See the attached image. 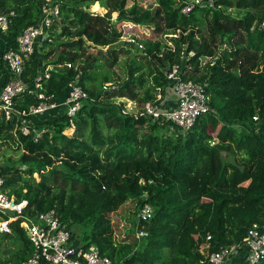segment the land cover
I'll return each mask as SVG.
<instances>
[{"label":"trees","instance_id":"1","mask_svg":"<svg viewBox=\"0 0 264 264\" xmlns=\"http://www.w3.org/2000/svg\"><path fill=\"white\" fill-rule=\"evenodd\" d=\"M52 1L60 4V18L39 48L54 46L43 54L54 66L47 90L63 101L68 83L78 80L95 100L85 99L72 121L63 105L32 117L47 128L39 139L0 115V145L9 142L21 151L20 164L0 172L3 189L16 202L28 200V215L55 209L84 246L95 244L116 264H202L207 253L232 245L240 252L225 264H251L245 239L254 223L264 225V0H213V6L188 14L182 0L152 6ZM43 2L0 0V9L14 12L4 34L8 49L18 48L23 29L38 22ZM95 2L107 13L90 12ZM93 7L104 11L98 3ZM120 23L148 26L146 45L124 40ZM133 45L143 56H133ZM40 51L25 61L27 81L43 67ZM144 61L154 67L151 77ZM175 64L184 80L205 85L212 107L189 130L113 101L124 97L142 106L156 98L157 86L164 92L171 84L166 72ZM2 72L7 75L4 66ZM38 102L26 96L18 105ZM129 200H136L135 228L126 231L130 240L117 241L112 214ZM146 204L152 207L149 218L141 215ZM22 220L10 222L12 232H0V264H22L31 255Z\"/></svg>","mask_w":264,"mask_h":264},{"label":"built area","instance_id":"2","mask_svg":"<svg viewBox=\"0 0 264 264\" xmlns=\"http://www.w3.org/2000/svg\"><path fill=\"white\" fill-rule=\"evenodd\" d=\"M183 13L188 14L196 6H213V0H182ZM14 12L6 13L0 9V37L9 30L10 15ZM60 18L59 2H49L42 5L40 19L37 23L28 25L17 37L18 48L6 47L3 50L2 62L7 67L10 75L5 84L0 89V115L7 121H15L17 128L23 134H30L35 131L36 139L42 137L47 132L46 126L39 127L33 122L32 117L43 116L51 110L65 106L66 114L72 118L79 111L85 99L90 97L78 80L68 83L67 94L63 101L53 92H48L47 82L51 78L54 66L41 67L39 73L32 80H25L22 75L25 71V61L41 47L45 41L50 40V30L54 23ZM259 26L264 28V22ZM176 34H170V36ZM129 41H134L131 39ZM141 48L143 43H139ZM189 55H194L191 51ZM0 62V73L2 68ZM68 68H73L72 62H67ZM166 77L171 83L165 87L164 92L161 86H157L156 98L145 102L139 106L137 111L128 110L135 114L151 117L152 119L164 118L183 130H189L196 120L206 113L212 111L209 96L206 93L205 85L193 80H184L182 69L179 64H175L166 72ZM107 88V85L104 86ZM175 92V103L171 92ZM26 96H34L39 102L29 106L21 107L19 102ZM158 101V102H157ZM170 102L168 105L167 103ZM137 106V103L134 104ZM257 116L254 119L257 120ZM216 138L211 139V144L216 143ZM5 180L0 175V232H12L10 222L23 218L22 226L29 233L33 251L22 264H116L112 258L101 252L95 245L86 247L80 238L75 236L67 226L60 221L55 209L39 212L34 215L26 214L28 200L22 199L16 202L14 197L8 195L3 189ZM14 204L11 205V202ZM15 211L11 215L8 211ZM144 218L152 215V207L146 204L141 211ZM145 235L140 231L138 236ZM210 235L207 236L209 240ZM246 258L251 264H255L264 259V225L254 223L245 239ZM208 246V245H207ZM237 245L221 247L220 249L207 253V261L202 264H225L233 255L240 252Z\"/></svg>","mask_w":264,"mask_h":264},{"label":"rangeland","instance_id":"3","mask_svg":"<svg viewBox=\"0 0 264 264\" xmlns=\"http://www.w3.org/2000/svg\"><path fill=\"white\" fill-rule=\"evenodd\" d=\"M40 1H43V0H40ZM52 0H45V2H43V4L45 3H49L51 2ZM135 1H139L142 5L144 6H149L150 4H154L156 0H128L127 4L128 5H132ZM96 3L99 4V6L101 8L104 9V11H95L93 8V5H95ZM152 6V5H150ZM90 12H95V13H99L101 15L107 13V9L103 6H101V3L100 2H95L94 4H92L90 6ZM233 14H237V10L233 9L231 10ZM246 12L245 10H241L240 11V14ZM118 15L117 12H114L113 13V18H116ZM121 27L123 26V30H124V33H125V37H124V40H131V39H135L136 41H138V43H143L144 45H146V43L148 42V37L147 35H150L152 32L150 31L151 29L147 26V27H144V26H138V25H133V24H130V23H120ZM119 25V26H120ZM60 31V27L58 26L57 28H55L54 32L57 33ZM2 38V37H1ZM88 43V42H87ZM169 43H171L169 41ZM54 47V46H52ZM52 47H46L44 51H40L39 52V55H40V58L42 60V64H43V67H49V66H53V64H47L46 63V58H43V54L44 52L46 51H49L51 50ZM131 51H132V54L133 56L136 55V54H140L141 56H143V51L140 50L138 48L137 45H133L131 47ZM56 55V54H55ZM55 55L51 56L48 60L50 59H53L55 58ZM127 57V56H126ZM142 58V57H141ZM127 59V58H126ZM133 59V58H132ZM47 60V61H48ZM129 61V59H128ZM124 62H125V59H122L120 61V67L122 65H124ZM143 65H146L144 68V72L146 73V75H149L148 77H151V74H152V71L151 69H153V65H152V68L150 66H148L147 64V61H144L143 62ZM124 69H122V73H123ZM151 73V74H150ZM4 76H5V72H4ZM150 79V78H148ZM151 81H153V79H150ZM127 100V98H124V97H118V98H114L113 101H117V102H124L125 103V107L128 109V110H131L132 111H137L138 109V105L135 106L134 104L136 103L135 101H132L130 100L131 102H125ZM129 100V99H128ZM158 102V101H157ZM73 127L71 129H67L65 132L68 134V135H71L73 133ZM0 143H1V140H0ZM21 155V151L17 150V147L15 145H11V143H4L2 145H0V172L1 171H5V170H9L11 168H14L16 165H19L20 163H18V159ZM35 177L37 180H39V175H36L35 174ZM135 204H136V200H129L127 201L126 203H124L117 211H115L113 214H112V221L114 223V226H115V237L117 239V241H121V239H126V240H130V238H128V235L126 233L127 229H134L135 228V225L132 224V221H134V216H133V213L135 211ZM11 215H14L15 214V211L13 210H9L8 211ZM203 244V243H202ZM201 244V245H202ZM207 247L206 244L204 245L203 248Z\"/></svg>","mask_w":264,"mask_h":264},{"label":"crops","instance_id":"4","mask_svg":"<svg viewBox=\"0 0 264 264\" xmlns=\"http://www.w3.org/2000/svg\"><path fill=\"white\" fill-rule=\"evenodd\" d=\"M1 37H0V62H2V54H3V50L5 48V44H6L4 36H1ZM2 66H4L5 70H7V75L5 74V76H7V78H8L10 73H9L7 67L5 66V64L3 62H2ZM2 75H4L3 72H2V74L0 73V87L3 86L2 81H1ZM171 96L173 98V102H171V105H173L175 103V92L174 91L171 92ZM125 102H131V101L127 99ZM167 104L169 105L170 102H168Z\"/></svg>","mask_w":264,"mask_h":264},{"label":"water","instance_id":"5","mask_svg":"<svg viewBox=\"0 0 264 264\" xmlns=\"http://www.w3.org/2000/svg\"><path fill=\"white\" fill-rule=\"evenodd\" d=\"M131 42V41H130ZM89 44H93V42H89ZM225 153V152H224ZM14 204V201L11 202V205ZM29 235V233H27Z\"/></svg>","mask_w":264,"mask_h":264},{"label":"clouds","instance_id":"6","mask_svg":"<svg viewBox=\"0 0 264 264\" xmlns=\"http://www.w3.org/2000/svg\"><path fill=\"white\" fill-rule=\"evenodd\" d=\"M37 51H40L39 49ZM36 53V52H35Z\"/></svg>","mask_w":264,"mask_h":264}]
</instances>
